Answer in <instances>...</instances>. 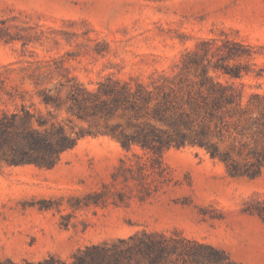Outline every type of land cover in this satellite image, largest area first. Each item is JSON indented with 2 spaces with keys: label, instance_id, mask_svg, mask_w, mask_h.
Wrapping results in <instances>:
<instances>
[{
  "label": "rangeland",
  "instance_id": "374dc122",
  "mask_svg": "<svg viewBox=\"0 0 264 264\" xmlns=\"http://www.w3.org/2000/svg\"><path fill=\"white\" fill-rule=\"evenodd\" d=\"M225 36L264 44V0H0V109H14L23 94L44 110L31 76L39 63L57 60L89 87L107 74L146 80L200 39ZM255 62L264 66V56ZM234 82L245 100L264 93V75ZM148 155L96 133L52 167L0 166V259L69 258L147 230L181 232L241 264H264V175L232 177L197 146L171 148L157 162Z\"/></svg>",
  "mask_w": 264,
  "mask_h": 264
},
{
  "label": "trees",
  "instance_id": "16d2710c",
  "mask_svg": "<svg viewBox=\"0 0 264 264\" xmlns=\"http://www.w3.org/2000/svg\"><path fill=\"white\" fill-rule=\"evenodd\" d=\"M255 47L228 36L200 39L184 50L170 69H153L127 79L107 74L94 87L63 71L57 60L31 70L38 102L0 109V166L52 167L62 152L96 133L116 139L126 151L138 147L161 161L171 148L186 145L220 160L232 177L264 175V93L244 99L234 80L264 75ZM60 79L45 85V80ZM20 92L10 93L12 98ZM65 111L58 120L54 112ZM95 122L94 128L73 120ZM0 264H241L223 249L181 232L142 230L112 242L77 248L69 258L0 259Z\"/></svg>",
  "mask_w": 264,
  "mask_h": 264
}]
</instances>
